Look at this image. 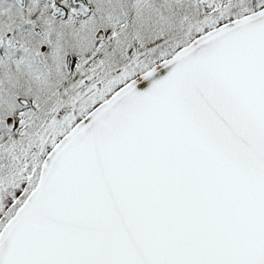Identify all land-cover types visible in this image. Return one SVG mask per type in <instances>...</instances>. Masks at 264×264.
Here are the masks:
<instances>
[{"label": "snow or ice", "instance_id": "1", "mask_svg": "<svg viewBox=\"0 0 264 264\" xmlns=\"http://www.w3.org/2000/svg\"><path fill=\"white\" fill-rule=\"evenodd\" d=\"M0 264H264V0H0Z\"/></svg>", "mask_w": 264, "mask_h": 264}]
</instances>
